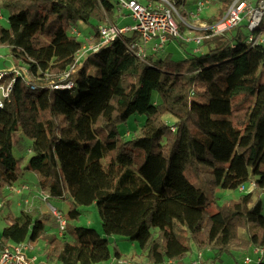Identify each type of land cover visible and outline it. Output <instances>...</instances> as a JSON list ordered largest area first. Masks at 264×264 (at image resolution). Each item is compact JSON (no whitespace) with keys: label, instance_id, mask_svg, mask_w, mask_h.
Wrapping results in <instances>:
<instances>
[{"label":"trees","instance_id":"obj_1","mask_svg":"<svg viewBox=\"0 0 264 264\" xmlns=\"http://www.w3.org/2000/svg\"><path fill=\"white\" fill-rule=\"evenodd\" d=\"M0 1L9 11L0 45L38 87L17 77L0 108V194L30 170L51 198L71 199L69 218L101 203L109 233L138 242L149 264L183 258L186 238L199 249L264 248L262 201L255 197V189H264V42L247 41L250 32L263 34L262 22L253 31L243 22L226 35L197 31L208 35L199 45L208 46L183 58L139 57L128 48L140 39L133 31L81 55L85 42L72 28L92 25L87 41L98 42L101 24H116L120 0ZM168 1L183 7L197 0ZM233 1L211 0L219 17L203 19L214 24ZM66 72L73 86L54 88L68 81ZM197 84L204 90L196 92ZM135 113L144 122L126 139L119 124ZM23 136L30 140L28 159L13 152ZM250 181L254 190L207 214L217 189ZM44 227L29 210L11 213L0 246L36 241ZM66 230L71 238L65 231L48 241L62 264L110 258V240L96 228Z\"/></svg>","mask_w":264,"mask_h":264},{"label":"rangeland","instance_id":"obj_2","mask_svg":"<svg viewBox=\"0 0 264 264\" xmlns=\"http://www.w3.org/2000/svg\"><path fill=\"white\" fill-rule=\"evenodd\" d=\"M143 3L147 4L152 0H141ZM163 0H159L162 2ZM190 1V0H189ZM256 2V0H253ZM194 5V6H193ZM194 7V9H193ZM0 25H4L6 27L9 26L8 15L9 11L7 8L2 6L0 1ZM197 11L196 3L190 6L177 7L175 10V17L179 22L181 27V32L184 35L182 40L184 43H181L177 40L176 37H171V41H168L165 45L166 47L160 49L153 53V57H159L164 52H171L173 57L175 58H183L187 56L191 51L195 48H198L196 51H201L202 48L206 49L207 45L200 46L195 41V36L199 35L197 32H192V28L190 26L200 25L202 23H207L206 19H203V16L207 17L211 14H215L216 18L219 17V10L216 8V5L210 1V3L204 8L203 11L198 12L199 15H196ZM218 15V16H217ZM133 19L131 18V14L127 13L125 8L119 13L117 16V25H125L126 23H132ZM243 23V22H242ZM113 24V23H111ZM106 25V24H101ZM189 25V26H188ZM208 24H205L206 26ZM262 26L264 27V17L262 21ZM78 30L80 31L79 39L85 42L87 46L94 44L93 41H87V38L90 34L95 33V29L92 25H86L83 22H79L77 25ZM231 29V28H230ZM228 30V29H227ZM197 31V30H196ZM228 31L215 32L216 34L226 35ZM189 37L194 38L193 41H186V38ZM219 37L218 35L215 36ZM264 37V32H263ZM149 54V53H148ZM16 63L14 62L13 56L10 54L9 47L5 45H0V71L10 72ZM6 81V80H5ZM205 88L202 84H197L195 86V91L200 92ZM196 96V95H195ZM198 101H203L202 98L198 97ZM145 116L135 113L130 116L127 122H123L119 124V131L122 136L126 139H129L130 136L138 130V128L144 122ZM169 119V118H168ZM126 132V133H125ZM24 139L19 142H15L13 152L16 156L20 157L25 155L26 159L30 156L29 150L27 147L30 144V140L23 136ZM103 162H106V158H103ZM25 181V182H23ZM38 177L34 172L26 170L22 175L21 179L18 183H23L18 185L16 191L6 190L4 194H0V232L3 227L7 224V216L11 213L20 214L23 209L29 210L33 213L34 218L41 217V213H43V218L45 227L41 233L40 238L38 239V243L34 244L33 242L29 243V247L33 248V252L39 255L38 263L42 262L43 264H62L54 251L49 247V243L46 240L51 239L52 237L59 236V228L56 225L55 218L52 215L50 204L62 209L63 212L68 215L71 199L67 197L65 200L49 198V200L44 199V194L42 189H39L38 186ZM250 182H246V189H249ZM25 185V186H24ZM254 185L250 188V190H254ZM13 190V189H12ZM15 190V189H14ZM31 192L32 194H30ZM243 191L240 189H224L219 188L213 193L216 201L211 203L207 210V214H213L219 210L220 206H223L225 202L230 201L232 198H237L239 194ZM28 194L27 197L32 198L29 202H24L22 199L23 194ZM255 197L257 199H261L262 201V213L264 214V189H255ZM34 198V199H33ZM25 199V198H24ZM9 200V201H8ZM24 202V203H23ZM31 202V203H30ZM30 204V205H29ZM31 205H34L31 206ZM38 210V213H35ZM69 228L73 229L76 226H86L96 228L102 235L106 236L110 240V251L111 256L108 260L104 262H99L95 264H147L148 256L147 252H144L139 246L138 242L132 241L129 238L119 235V234H110L108 231V227L106 221L103 217L102 212V204L101 203H93L88 206H81V213L78 218H69L68 217ZM67 229V228H66ZM68 238H71L70 231L66 230ZM239 235L241 237H246L247 233L244 228H240ZM186 242L189 245V251L187 254L178 260H174L173 262L166 261L165 263H157V264H259L258 258L263 256L264 253H257L256 247L252 245H247L243 247L232 246L227 250L218 249L216 246H212L209 248L199 249L197 245L190 238H186ZM32 244V245H31ZM117 251L120 252V256H118ZM249 258L251 260L250 263H245V259ZM156 264V263H154Z\"/></svg>","mask_w":264,"mask_h":264},{"label":"built area","instance_id":"obj_3","mask_svg":"<svg viewBox=\"0 0 264 264\" xmlns=\"http://www.w3.org/2000/svg\"><path fill=\"white\" fill-rule=\"evenodd\" d=\"M211 0H197V11L201 12L210 3ZM121 6L129 8L134 18V23L128 27H120L117 24L101 25L100 27V39L98 42L87 46H83L81 55L88 51H97L104 44H109L117 38H123L126 32H137L140 36L139 40H134L128 43L130 51L137 54L139 57H145L147 54V44L154 38L157 41L153 44L155 51L160 50L168 42L169 37L184 38L179 22L175 17V10L177 7L168 0L156 3H143L141 0H120ZM197 12V13H198ZM195 12V14L197 15ZM1 15V12H0ZM264 17V0H234L229 6L226 13L214 24L206 25L205 29H212L214 32H222L227 29L233 28L242 22L248 23V28L252 31L256 29ZM72 32L76 35H80V31L76 28H72ZM208 35L202 34L195 38V41L200 44L201 41ZM247 41L252 44L263 43V34H256L250 32ZM10 76L8 81L4 79ZM70 72L63 74L62 79L65 80L69 77ZM23 77L26 79V83L32 90L37 89L36 81L30 76L28 68L22 65H14L10 72L0 71V108L4 106L5 99L10 96L12 86L17 77ZM68 80V79H67ZM74 82L72 80L59 82L53 84L54 88H71ZM194 95V92L192 93ZM254 185V181H250L249 189L242 185L239 189L241 191H249ZM25 186V185H24ZM17 185L11 189H17ZM44 199L49 200L51 195L48 191L42 190ZM1 206V204H0ZM52 215L58 224L59 233L63 235L68 225V215H66L62 209L50 204ZM29 243H7L4 246H0V264H43L38 263L37 255H28ZM257 253H264L263 247H256ZM263 261V256L258 258L259 264ZM249 258L245 259V263H250Z\"/></svg>","mask_w":264,"mask_h":264},{"label":"crops","instance_id":"obj_4","mask_svg":"<svg viewBox=\"0 0 264 264\" xmlns=\"http://www.w3.org/2000/svg\"><path fill=\"white\" fill-rule=\"evenodd\" d=\"M153 1V0H152ZM151 2V1H150ZM149 2V3H150ZM153 2H159V0H154ZM195 3V2H194ZM193 3V4H194ZM194 6V5H193ZM125 8V10H127V13H129V14H131V18L133 19V22L132 23H126L125 25H120V27H128V26H131L133 23H134V18H133V16H132V12H131V10L129 9V8H126V7H124V6H121V8L119 9V13H121V11L123 10ZM193 9H194V7H193ZM197 13V12H196ZM197 15H199V13H197ZM205 20V19H204ZM205 24H208V23H202V24H200V25H195V26H190V28H192V29H190V30H192L190 33H192L194 30V32H197V31H200V30H203V29H205ZM209 25V24H208ZM119 26V25H118ZM189 26V25H188ZM197 30V31H196ZM127 33V32H126ZM198 33V32H197ZM199 34V33H198ZM199 35H202L201 33L199 34ZM199 35H196L195 36V38L197 37V36H199ZM89 38H87L88 40H90V38L92 37V34H90L89 36H88ZM192 39H194V38H189V37H187L186 38V41H189V42H191V41H193ZM157 41V39H152L148 44H147V53H149V54H153L154 52H156L154 49H153V44L155 43ZM168 41H171V37H169V40ZM90 46V45H89ZM166 47V45L163 47V49ZM196 50H198V48H195L193 51H196ZM23 182H25V181H23ZM21 184H23V183H21ZM20 183H17V186L18 185H21ZM34 187H39V185L38 186H34ZM39 189H40V187H39ZM7 190H9V191H16V190H12L11 188H8ZM17 193L19 192V191H16ZM30 194H32L31 192H29ZM28 196V194L26 193V194H23V196H22V199H23V201L24 202H29V201H31L32 200V198H30L29 199V197H27ZM25 198V199H24ZM34 199V198H33ZM23 202V203H24ZM31 203V202H30ZM71 204V203H70ZM30 205V204H29ZM31 206H33L34 207V205H31ZM24 210H26V209H24ZM35 213H38V210H36V212ZM41 217H43V213H41ZM56 222V221H55ZM56 225L58 226V224H57V222H56ZM59 236H61L60 235V233H59ZM40 238V237H39ZM38 241V239L36 240V241H32L34 244L36 243H38L37 242ZM47 241V243H48V241H49V239L48 240H46ZM29 243H31V242H29ZM32 245V244H31ZM33 250V248L31 247V248H29L28 250H27V254L28 255H37L38 256V260H39V255L38 254H36L35 252H33L32 251ZM168 262H173V260H169ZM132 264H134V263H132ZM137 264H139V263H137ZM147 264H149L148 263V261H147Z\"/></svg>","mask_w":264,"mask_h":264}]
</instances>
